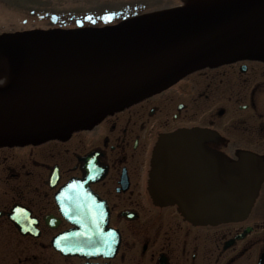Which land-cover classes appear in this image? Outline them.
I'll list each match as a JSON object with an SVG mask.
<instances>
[{
    "label": "flooded vegetation",
    "instance_id": "obj_1",
    "mask_svg": "<svg viewBox=\"0 0 264 264\" xmlns=\"http://www.w3.org/2000/svg\"><path fill=\"white\" fill-rule=\"evenodd\" d=\"M193 127L211 151L264 158V63L189 74L64 140L0 147V264H257L264 182L244 220L219 225L152 196L155 143Z\"/></svg>",
    "mask_w": 264,
    "mask_h": 264
},
{
    "label": "water",
    "instance_id": "obj_2",
    "mask_svg": "<svg viewBox=\"0 0 264 264\" xmlns=\"http://www.w3.org/2000/svg\"><path fill=\"white\" fill-rule=\"evenodd\" d=\"M245 59L264 61V0H186L112 25L2 33L0 146L65 139L188 73ZM205 136L182 129L158 140L152 194L194 224L242 220L264 161L213 155L200 148Z\"/></svg>",
    "mask_w": 264,
    "mask_h": 264
},
{
    "label": "rangeland",
    "instance_id": "obj_3",
    "mask_svg": "<svg viewBox=\"0 0 264 264\" xmlns=\"http://www.w3.org/2000/svg\"><path fill=\"white\" fill-rule=\"evenodd\" d=\"M4 1L0 0V5L2 7L0 8V31L13 29V28L18 29V27L24 26L26 23H23L20 17H10L8 14V12L21 16L25 15V13L29 14L28 9H25L23 8V6L20 5L21 4L20 2H22L23 0H14L17 3H20L18 5H15L17 7L13 6L14 8H8L6 6L4 7L3 4ZM44 1H49L51 6L53 7L52 9H49L50 11L59 14V15L55 14L57 19H62V18L68 19V17H70V19H73V20H66L65 24H73L75 22L80 21L79 24H89V25L108 24L113 19L124 17L127 12L134 10L132 9L134 5L144 4L147 2L148 5H151L154 2H158V0H139V1L118 0L117 1L118 3L112 5L111 9H119V10L109 12L106 10H89L90 7L93 6H89V7L84 6V3L97 5L99 2L103 3L104 2L103 0H37L36 4L45 5L46 3ZM170 1L171 0H163V2H170ZM128 2L130 3L131 8L127 10H123V7L126 5L125 3ZM41 7H40L41 11L42 10L48 11V8L46 6H41ZM121 7L122 9H120ZM86 10L91 12H87ZM30 18H34V17H30Z\"/></svg>",
    "mask_w": 264,
    "mask_h": 264
}]
</instances>
